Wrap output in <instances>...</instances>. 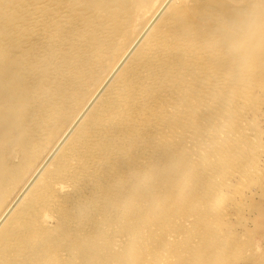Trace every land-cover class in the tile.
<instances>
[{
    "label": "bare ground",
    "instance_id": "6f19581e",
    "mask_svg": "<svg viewBox=\"0 0 264 264\" xmlns=\"http://www.w3.org/2000/svg\"><path fill=\"white\" fill-rule=\"evenodd\" d=\"M262 60L264 0L1 2L0 264L166 262L153 213L195 234L191 264H225Z\"/></svg>",
    "mask_w": 264,
    "mask_h": 264
},
{
    "label": "rangeland",
    "instance_id": "374dc122",
    "mask_svg": "<svg viewBox=\"0 0 264 264\" xmlns=\"http://www.w3.org/2000/svg\"><path fill=\"white\" fill-rule=\"evenodd\" d=\"M3 1L4 0H0V3ZM261 71H262V79L259 82V85H257V87L255 89V94L257 93L259 95V96H257L258 98L256 100L258 102V105L260 102H262V103H261V105H259L260 109L257 108V106L253 108L254 112L256 111V113H258V114H255V113H253L252 110H250L249 113H248V111H246L243 115V117H246L245 119L250 121V123H248V125H247L248 127L246 126V129L249 127H250L249 129H251V130L253 128H255V130L262 129L261 130L262 134L260 135L261 137H259L260 140L258 139L260 142H262L261 140L263 139V142L261 144L259 143L262 147H259L260 145H257L258 147L256 149H258V150L255 149V151H254V153L259 154L258 155L259 157L256 159L257 160L260 159V160H259V164L258 163L256 164L255 169L252 170L250 173H247L246 176H244V180H242L243 178L242 179L240 178L243 186L241 185V183L238 184L239 187H237L238 188L237 190L242 195L241 201L238 202L239 203L237 206L238 208L235 207V210H234V208L231 209V211L229 212L228 215H226V217L223 216V221L225 222V224L220 225L219 231L221 232V234H219L214 240L217 243L218 242L222 243V245L227 248V250H223L219 254V258L221 260L224 259L225 262L222 261V263H225V264H264V153L262 152L264 149L263 148L264 147V132H263L264 131V60L261 61ZM258 109H259V111L260 110L261 111L259 112ZM252 113H253V115H256L257 118L255 116H253ZM249 118H251V119L253 118V121H251V119H249ZM251 126H252V128H251ZM222 129L224 130V132H228V133L229 132H231V133L235 132V131H233V129H227V128L225 129V127H222ZM228 130H231V131H228ZM245 131H246V133H250V130H248V129ZM241 133H242V131H240V134ZM241 138H243V137H241ZM259 149H261V150H259ZM260 151L262 154L260 153ZM206 166H207V164H206ZM206 171H208V170H206ZM257 171H259V172L257 173ZM251 174H254V176H256V177H259V179L254 178V176H252ZM235 175H236V173H234L231 176V180H234V181L238 180L237 177H239V175H236L237 177ZM248 177H250L251 179ZM245 178H247V179H245ZM253 178L255 179V181L252 180ZM256 179H258L259 181H257ZM235 182H237V181H235ZM240 186H241V188H243V190L240 188ZM221 188L222 187L220 186L219 189H221ZM222 189L226 192L229 190V188H226V187H223ZM173 193H175V192H173ZM181 194H183V192ZM180 198H182V195ZM61 200H62L61 196L58 195L54 204L59 203ZM179 201H177L178 203L176 205H179V203H180ZM248 204H250V205H248ZM240 205H241V207H240ZM156 208L157 209L159 208L158 205L153 209V211H155ZM235 211L237 212V214L235 213ZM151 213H153V212H151ZM235 214L237 216L239 214V216L236 219H235V216H236ZM155 217H156V215H154V213H153V215L152 214L150 215L148 226L145 229V233H148L157 227H159V228L161 227V229L159 230V232L156 231L158 233L155 234V232H154L152 235V243H150V245L148 246V247H150V249L148 250V254L146 255L147 261L151 260L152 258H155L156 253H159V255L162 254L163 256H166L169 251H175V254L172 255V257L168 261L165 260L166 262H164L162 260L161 262H156L155 264H175L176 257L181 258V263H183V264H191L192 262H194V258H193L194 251L192 249H190V247L192 246V243L194 241L195 234H194V237L193 236L188 237L185 234H178V233L171 232L167 225L164 226L161 221L156 222ZM54 218L55 217L51 218L48 221V223H47L48 226L53 227L55 225V219ZM238 218H240V219H238ZM226 220H227V222H226ZM230 222H231V224H230ZM228 224H230L232 228ZM237 224H238V226H237ZM198 225H201V224L197 223L195 225V227ZM233 226H236V227H233ZM221 228L223 231L225 229V231L223 232L221 230ZM232 231H234V233ZM175 236H176V238H175ZM163 238H164V241H162ZM182 238H186V240L184 241L182 246H180V247L173 246V243H176V241H178L179 239H182ZM159 242H162V246L159 245L158 248L153 247V246L158 245ZM199 247L201 250H205L209 247V245H201ZM129 254L130 255L135 254V251L134 250L129 251ZM220 263H221V261H218V260L213 262V264H220Z\"/></svg>",
    "mask_w": 264,
    "mask_h": 264
}]
</instances>
